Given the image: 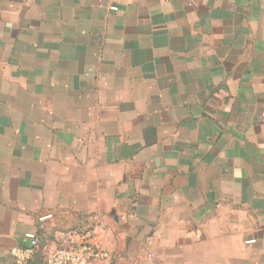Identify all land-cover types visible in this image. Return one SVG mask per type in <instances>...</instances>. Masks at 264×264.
Returning a JSON list of instances; mask_svg holds the SVG:
<instances>
[{"label": "crops", "instance_id": "1", "mask_svg": "<svg viewBox=\"0 0 264 264\" xmlns=\"http://www.w3.org/2000/svg\"><path fill=\"white\" fill-rule=\"evenodd\" d=\"M85 230L264 264V0H0V264Z\"/></svg>", "mask_w": 264, "mask_h": 264}, {"label": "built area", "instance_id": "2", "mask_svg": "<svg viewBox=\"0 0 264 264\" xmlns=\"http://www.w3.org/2000/svg\"><path fill=\"white\" fill-rule=\"evenodd\" d=\"M13 264H103L111 259V252L98 235L85 230L74 238L41 250L37 235L29 236V243L11 250ZM41 257L38 258V255Z\"/></svg>", "mask_w": 264, "mask_h": 264}]
</instances>
